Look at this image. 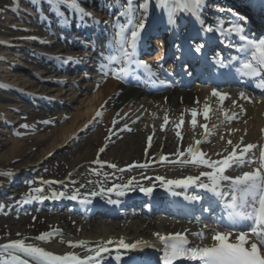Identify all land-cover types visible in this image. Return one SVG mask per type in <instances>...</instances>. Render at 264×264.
<instances>
[{"label": "bare ground", "instance_id": "1", "mask_svg": "<svg viewBox=\"0 0 264 264\" xmlns=\"http://www.w3.org/2000/svg\"><path fill=\"white\" fill-rule=\"evenodd\" d=\"M79 1V0H78ZM243 5H246L245 0H241ZM14 7L16 5H13ZM17 7V6H16ZM44 7H50L47 4H44ZM62 11L65 9V7L61 6ZM68 12V11H67ZM142 18V17H141ZM146 18V16H145ZM144 18V20H145ZM181 19V18H179ZM196 18L194 17V20ZM41 20H38L37 15V22L34 23L32 28H24L23 32L27 30V32L35 33L38 32L40 34L44 33V30L42 27H40ZM38 25V29L36 27ZM14 23L11 24V27L14 28ZM93 28V27H92ZM14 30H17L16 32H19L20 29L14 28ZM7 33L1 32L0 33V42H7L9 41L7 38L5 39V35ZM19 35V33H18ZM13 40V39H12ZM18 42V41H16ZM32 42H30L31 44ZM18 45L20 43H17ZM34 45L36 43H33ZM67 45H75L71 43H61L60 45L51 47V45L46 44V48H50L52 50H55L58 48L59 51H68L70 48ZM10 50L8 46H0V51ZM7 55L4 54V56ZM22 59L28 63H30V67L32 69H42L45 72H54L55 68L53 69V65L50 63H46L42 60L39 56H34L29 51H21ZM15 54H11L8 56V58L12 57L15 58ZM1 59V58H0ZM14 60V59H12ZM16 70V69H15ZM14 70V71H15ZM28 75V73L25 74V76ZM71 75V74H70ZM17 75L13 76V80H10L12 82L17 81ZM66 74L59 75V77L56 78H45L46 82L41 84L40 81H37V88L36 90H40L43 86L44 88L41 89L42 91L49 90V98L54 99L55 97L58 98L59 96L65 98V100L70 103V108L62 112L61 116L58 117L55 121L56 124L60 127L50 130L49 136L51 137V140L49 143H46L44 151L41 153V155L37 158L38 160H29V158L26 156V160H22L21 157L24 156L23 153H20L19 149V143L18 141H13V144L11 147H9L7 153L0 154V159L2 160L5 167H9L12 164H16V160H20L19 163L12 169V171L17 170L19 167H32V169L36 165H41L40 161H43V159L49 155H53V152L55 153V150H58V148H61V145L67 144L72 145L74 143V140L70 142L71 135L76 132L77 129L82 128L83 123L87 119L90 120L91 117L94 115V113L99 109L101 113H106L104 116V121L100 124H97V128L93 132V137L90 138V141L86 145L83 155L78 156V158L75 160V170H77L76 176L80 179L82 185V182H86L87 179L94 173L93 168L91 167V164L97 163V165L108 162L111 165H116V167L121 168L119 165H129L131 163L137 164L140 160L146 159L150 155H156L157 157L160 154H173V152H176L179 146H177L176 138H175V132L171 131V133L168 131V129H165V122L164 117L167 115L169 118L168 121H176L181 118L182 114L183 117L185 116L187 119L191 117V115H186V112L188 109H196L201 112L203 110L204 104L207 102L210 106L213 105L214 108L216 107L215 103L217 102V98L213 97L211 101V95L209 92L207 93L206 89H198L187 93H179L177 95V92H166V97L164 95L157 96L155 98H148V97H138L136 96L132 90L126 87H116V83L114 81H108V79H104L105 75H101L102 78L100 80V84L98 82L92 83L90 82V88H88L89 92L91 93L89 97L88 94L84 92V90H81V96L77 99L81 104H84V108H79L80 105L77 104V101L73 99V93L75 92L76 86H79L77 83L74 82L73 77L70 76L69 80L66 77ZM94 76V75H93ZM72 78V79H70ZM90 81L92 78V75H89V73H85V75L82 77V79H87ZM98 81V79H97ZM16 85H19V83H15ZM44 84H53V86H46ZM61 84L63 89L55 87L54 85ZM25 87L24 85H20ZM9 88V87H8ZM80 90V88L78 89ZM40 92V91H37ZM116 92V93H115ZM112 93H115V95L112 96ZM51 95V96H50ZM194 95L198 97V103L196 105H191L194 99ZM163 96V97H162ZM38 97L41 99H44V95L38 94ZM54 97V98H53ZM46 98V97H45ZM108 98V99H107ZM17 97H15L13 100H11L9 97H5L4 95H0V101L6 104L3 106H0V115L8 120V123H17L19 119L16 120L18 115V109L21 108H14V106H10V102H6L8 100L15 103L14 100H16ZM107 99V100H106ZM82 100V101H81ZM106 100V101H105ZM240 105L244 100L239 99ZM103 102V106L101 108ZM8 103V104H7ZM132 103V105H131ZM41 105H44V102H41ZM240 105H230L228 108L232 112H237L240 110ZM134 106V109L132 107ZM82 107V106H81ZM122 107L126 108V111L130 114H134V119L136 117L137 122L135 126L132 128L133 134L123 133V132H117L110 134L108 132L109 128L113 126L114 122L120 119V116H115L114 113L117 112V110ZM30 110V111H29ZM48 107L47 106H41L40 110L38 112L36 111L35 116L38 119H42L43 121H48V123H51L48 119L50 113L47 112ZM21 111V110H20ZM25 112H35L33 108L25 107L23 109ZM106 111V112H105ZM139 113H143L145 116L141 117L140 120H138ZM30 114V113H29ZM247 119L242 124V127L245 128L246 132L245 134H237L233 137V145L238 144L239 136L240 139L242 138V142L246 140H250L251 134L258 131V127L262 126L264 123V100L260 103H253L251 106H247V113L243 116ZM119 118V119H118ZM202 119L200 117V114L197 116V120ZM13 120V121H11ZM130 120V117L128 118ZM132 120V119H131ZM199 121V120H198ZM205 122V120H201V123ZM52 124V123H51ZM94 124L93 126H95ZM161 125H164L163 129L161 128ZM160 129H158V127ZM190 127V126H189ZM193 131V130H192ZM197 132H193V135L195 136ZM191 134L187 133L185 134V142L189 141ZM149 137H151V140L149 141ZM4 138L0 137V145L1 147L4 146ZM109 140L114 141L116 148L115 150L109 151L108 147H110ZM76 142V141H75ZM107 143V147L104 148L103 152H100L99 150L103 148L104 144ZM189 143V142H188ZM204 143V142H203ZM56 144V145H55ZM224 146L222 145V142L219 143L216 141L215 145L212 147H209L204 143V147H208V153L212 150L214 155H217L218 157H222V155L226 154L228 150L232 149V146ZM146 153V154H144ZM46 154V155H45ZM212 152L209 153V157L213 155ZM185 159V157L183 158ZM182 159V160H183ZM45 160V159H44ZM99 161V162H97ZM88 167L87 171L85 168ZM168 170L163 172V168L161 169L158 167V170L161 171V174L159 177H180V175H183L181 171L178 168H174L169 166L167 167ZM207 168L201 166V168L194 170L192 167H190L189 170H191L192 173H195L196 175H199L202 170H205ZM102 171H106L101 169ZM14 174V173H11ZM155 174V173H154ZM101 183H105L107 180L106 178H102ZM157 180L154 178L151 182ZM84 182V183H85ZM149 182V183H151ZM148 183V184H149ZM86 184V183H85ZM84 184V185H85ZM97 180L92 181L88 184V186L93 188L94 190H97L95 188L97 185ZM147 184V185H148ZM79 185V186H80ZM82 185V186H84ZM85 188L86 185L84 186ZM64 189V188H63ZM11 219V217H10ZM51 222H59L58 217L54 216V218H51ZM93 222H90L89 225H86L82 227L81 229H66L65 232H61L59 236L51 237L49 240L44 241V243H41V245L33 244L34 246L42 247L47 251H51L57 255H63L68 252L76 253L77 255L84 257L83 254L89 253L88 249H95L98 246H104L109 245L111 246H117V248H120V250H124V248L120 247L118 244V241L120 238H123L125 243L128 244H134L137 241L145 242L143 244H146V242H149L150 244L157 246L162 241L159 239L156 233H159L160 235H168L171 233H177L184 231L187 227L183 225V223L175 220L174 218H154L150 217V219L146 217H141L140 213H134V214H128L124 217H121L118 219V221H109V220H103V219H95L91 220ZM76 223V221H75ZM80 221L77 223V226L79 225ZM75 225V224H74ZM66 226V225H65ZM17 230V228H14ZM188 235L190 237H193V232L191 230L187 231ZM14 234V233H13ZM111 240V243H108V241ZM84 241L85 247H80L79 242ZM71 242V244L69 243ZM49 243V244H47ZM77 245L75 247L71 245ZM32 245V244H31ZM83 248L86 250L80 251L79 249Z\"/></svg>", "mask_w": 264, "mask_h": 264}, {"label": "snow or ice", "instance_id": "2", "mask_svg": "<svg viewBox=\"0 0 264 264\" xmlns=\"http://www.w3.org/2000/svg\"><path fill=\"white\" fill-rule=\"evenodd\" d=\"M156 7L162 8L167 15L169 24L175 22V16L177 13L191 14L194 17H199L200 11L204 6V0H155ZM51 10H53L58 16L63 14L60 12V7L66 6L70 10L76 11L81 17L90 15L85 12L80 6L78 0H48ZM149 7V0H143L139 4V8L145 11ZM136 5L134 0H127L126 6H124L119 12L120 16L125 17L126 22H117L113 26L114 30V47L109 49L108 55L103 59L109 63L116 62L121 63L122 66L118 70L112 71V75L116 79H123L129 75V65H137L146 69L151 75H155L152 72L151 67L144 61L137 60L136 47L137 41L140 39L141 32L145 28V20L140 19L139 24L135 23L136 20ZM66 19V17H65ZM99 23V21H96ZM104 23H107L105 21ZM126 31H130V36H126ZM235 34L242 42V46L237 50L239 53L245 55V59L240 60V67L238 72L242 77L257 78L260 77L261 81L257 84L258 87L264 88V38H250L246 33L244 27L239 24H232L228 29L224 30L222 34ZM111 43V42H110ZM199 51V48H197ZM236 60L238 57H233ZM221 66H225L221 61ZM106 67L102 64L101 68ZM107 75V73H105ZM213 97L217 98L218 104L222 105L224 100L228 98L227 93H221L216 89L211 92ZM240 98L247 100L246 94L241 91L239 93ZM235 104V100H233ZM217 110L212 109L206 102L204 104L202 113H198L196 109L191 110L192 120L190 121L192 127L195 129L197 126V115L201 114L205 121L210 118V113L215 114ZM220 113L224 116L225 120L231 121L235 118V113L228 115L219 109ZM97 116L101 115L99 111ZM165 124L168 123V117H164ZM48 123V121H44ZM183 123V114L181 116V124ZM164 125H161L163 129ZM179 127V125H177ZM200 128L203 129L202 136L205 138L213 134V129L217 125L213 124L211 128L205 123L200 124ZM234 131V130H230ZM264 131V130H262ZM176 135L181 136V133L177 131ZM223 138V137H222ZM151 137H149V141ZM205 140H195L192 145H189L183 152L177 149L178 157H185V159L179 161L181 164H192L193 166H203L210 171H201L199 175H189L182 179H170L166 180L164 177H157L165 187L175 186L177 188H188L191 185H195L198 188L204 189L212 196L216 197L222 206L223 216L231 222V225L235 227L239 224H244L247 227V231L241 230L235 234L234 240L230 242V238L233 237L231 231L221 232L218 229H213L214 235L212 239L214 243L211 246H196L189 247L187 237L184 233L177 232L168 235H160L156 233L159 239L164 245L163 255L161 260L163 264H174L179 259H190L193 261H199L200 264H264V145L259 146L258 157L252 152L257 148L256 144L245 145L239 153L237 149L240 148V144L233 145L231 140L228 141L229 145H233L230 152L224 155L222 159L211 160L206 158V153L202 152L198 147ZM242 142V138H241ZM103 152L104 149L99 150ZM187 153V156H185ZM163 161L165 157L161 156ZM99 162V161H97ZM258 165V166H254ZM140 167H147V164L139 165ZM248 166L250 171L243 172L240 175L230 176L226 172L229 169ZM115 168L116 165H110ZM10 175V173H5ZM201 177H206V182L201 181ZM131 183V181H129ZM227 187V191H224V187ZM127 185H115L114 188H108L107 192L117 191L119 195L124 194V189ZM146 194L152 192V188L141 189ZM35 193H40L42 190L37 188L32 190ZM98 193L93 192L91 195L95 196ZM179 195V193H173ZM64 196V193H53V199H60ZM230 197V199H225ZM31 199H40L37 195H32ZM69 199H77V195L73 194L68 197ZM185 199L190 201H198L201 199L199 196H185ZM87 202V201H85ZM115 203V201H109ZM205 212L210 209L205 208ZM207 227V225H205ZM187 232V229H185ZM193 235L202 237L203 231L199 233H192ZM52 233H43L36 237L38 240L47 241L51 238ZM112 241L109 240L108 243ZM71 244V242H69ZM145 242L137 241L134 244L125 243L123 238H120L118 244L124 249L136 248ZM77 246L75 244L71 245ZM80 247H85V242H79ZM0 249H4L5 252L11 250L15 253H22L26 257L31 259L32 264H99V257L102 252L108 251L103 246H98L95 249H88L91 254L81 257L76 253L68 252L63 255H57L51 251H47L42 247L26 244L23 240H13L7 244L0 245ZM120 260V256L116 257ZM0 264H29V259H22L19 254H9L7 258L0 257Z\"/></svg>", "mask_w": 264, "mask_h": 264}, {"label": "rangeland", "instance_id": "3", "mask_svg": "<svg viewBox=\"0 0 264 264\" xmlns=\"http://www.w3.org/2000/svg\"><path fill=\"white\" fill-rule=\"evenodd\" d=\"M13 0H0V33L5 32L7 33L5 36L8 37L7 39H14L18 38V40H33L34 36H31L27 33L23 35L21 31L16 32L17 30H14V28L20 29L21 27H29L32 28L30 24L31 17L27 14L26 11L33 13L34 9L32 6L35 4L34 0H17L19 3L18 9H12L9 10V7L11 6ZM40 1V0H38ZM36 2V1H35ZM81 2V1H80ZM143 0H137V3H142ZM40 3V6L38 4V8L41 10L40 14L42 17L48 16L49 12H44V6ZM24 9V10H23ZM37 12V11H36ZM35 14V13H34ZM23 17L27 18L28 20H23ZM34 19V17H32ZM32 21V20H31ZM14 23V28L11 27V24ZM19 33V35H18ZM6 44L12 45L13 43L9 41L6 42ZM2 46V45H0ZM14 47V46H13ZM20 47H17V49ZM14 48L10 50L0 51V85L5 86L10 85L11 89H15L17 86L12 82L13 76L17 75V83L19 85H24L25 87H31V83L33 81H36V78H40L43 76L40 72L42 70L32 69L26 61H21V59L17 60L16 56L15 58H8L11 54H16L17 52L13 51ZM23 50L31 52L34 54L41 55L44 51L43 48L38 49V47L33 46L27 42L23 43ZM43 51V52H42ZM25 52V51H24ZM4 56V54H6ZM14 59V60H12ZM15 71H14V70ZM28 73V75L25 76V74ZM51 77V76H50ZM11 78V80H10ZM15 82V83H16ZM43 82V81H42ZM3 86H0V95H9L14 97L15 94L12 90H6ZM83 88L86 89L87 84H81ZM57 87V86H56ZM63 89V88H62ZM31 93V92H30ZM73 99L79 98L81 96V93H79L77 90L73 93ZM91 93H89L87 96L89 97ZM19 98V97H18ZM77 101V104L80 105L79 101ZM66 102L69 106L70 104L65 100V98L57 99L56 102ZM82 101V100H81ZM6 102H10V106H14V108H21V111H18L17 119L19 121L16 124L13 125H7L5 126V118L0 116V137L4 138L3 141L5 144L3 147L0 145V154L7 153L9 147L13 144V141H18L19 143V149L20 153H23L24 156L21 157L22 160H26V156L29 158V160H38L37 158L41 155V153L45 149L46 143H49L51 140V137L48 135L50 130L60 127L57 123L56 119L61 116L63 109L60 111H56L54 109L48 110L47 112L50 113L48 119L52 123H44L41 119H38L35 116L36 111L39 109L35 108V112H25L23 109L30 105H24L23 103L16 102L13 103L12 101L8 100ZM55 102V103H56ZM6 104L0 101V106H3ZM82 106V107H81ZM84 104H81L79 108H84ZM32 107V106H31ZM66 108V107H65ZM64 108V110H65ZM30 113V114H29ZM104 121L103 119H99L95 126L92 128H89L87 132L80 137L77 138V141L74 142L72 145H66L61 148H58L59 150L54 154V156L51 157L50 160L46 161L45 163L41 164V167L37 169V172L30 175L28 180H25L24 176L20 175L19 179L21 178V183L17 187V191L21 192V196L12 201L10 204L5 203L4 201H0V244L11 242L13 240H23L25 243L28 244H37L41 245L43 240H38L36 237L40 236L43 233H52L54 235H59L61 232H65L66 229H81L82 227L89 225L90 222L93 221H82L80 218H73L68 216L69 213L67 212H57V213H51L46 210L43 211H23L21 214L17 211V209L21 206V200H23L26 196H31L32 194H35L33 192V187L31 189L29 188L30 184L34 181V179L41 180V178L46 177L47 181H55L56 185H62L63 186H75L78 184L80 185V179L76 175L77 170H75V160L78 158V156L83 155V152L86 145L90 141V138L93 137V132L97 128V124H100ZM128 134H133V132H128ZM116 142V141H115ZM115 142L108 147L109 151L115 150L116 146ZM56 145V144H55ZM43 150V151H42ZM1 158V157H0ZM16 164H12L11 166H16L20 160H16ZM10 167V166H9ZM5 167L2 160L0 159V172H5V169L9 168ZM98 168V167H96ZM24 169H30L29 167H25ZM86 170V169H85ZM154 169H151L148 172H142L137 171V173L128 174L126 173L123 177H121L122 180H132V178L137 177L138 175L142 174L144 176L150 175L151 172ZM97 173H94L93 177H89V179L86 180V184L88 182H92L93 180L97 178L99 181L102 180L101 176L97 177ZM105 176L106 175H115L114 171H106L101 172ZM72 175V176H71ZM120 176V174L118 175ZM57 177L59 179H65L67 177L74 179L73 183L69 182H61L60 180L57 182ZM104 177V176H103ZM45 178V179H46ZM46 181V182H47ZM70 181V180H69ZM84 182H82L84 184ZM52 183V182H51ZM65 183V184H64ZM68 183V184H67ZM55 186V185H53ZM51 186L49 183L48 185H44L40 189L42 190L40 193H44L45 191L50 192V189L52 190L54 187ZM58 187V186H57ZM54 216L58 217L59 222H51V218H54ZM11 217V219H10ZM78 219V220H77ZM76 221V223H75ZM80 221L79 225L77 226V223ZM75 224V225H74ZM66 225V226H65ZM17 228L15 230L14 228ZM14 233V234H13Z\"/></svg>", "mask_w": 264, "mask_h": 264}]
</instances>
